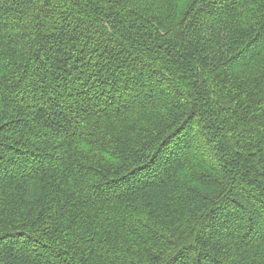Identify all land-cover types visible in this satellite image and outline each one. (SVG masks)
I'll list each match as a JSON object with an SVG mask.
<instances>
[{
	"label": "trees",
	"instance_id": "obj_1",
	"mask_svg": "<svg viewBox=\"0 0 264 264\" xmlns=\"http://www.w3.org/2000/svg\"><path fill=\"white\" fill-rule=\"evenodd\" d=\"M0 264H264V0H0Z\"/></svg>",
	"mask_w": 264,
	"mask_h": 264
}]
</instances>
